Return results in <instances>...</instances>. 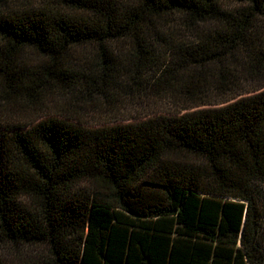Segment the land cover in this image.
<instances>
[{
	"label": "trees",
	"instance_id": "obj_1",
	"mask_svg": "<svg viewBox=\"0 0 264 264\" xmlns=\"http://www.w3.org/2000/svg\"><path fill=\"white\" fill-rule=\"evenodd\" d=\"M44 2L0 0V264H264V0ZM186 79L226 95L127 124L20 121L52 90L109 102Z\"/></svg>",
	"mask_w": 264,
	"mask_h": 264
},
{
	"label": "rangeland",
	"instance_id": "obj_2",
	"mask_svg": "<svg viewBox=\"0 0 264 264\" xmlns=\"http://www.w3.org/2000/svg\"><path fill=\"white\" fill-rule=\"evenodd\" d=\"M54 1L56 0H45L44 3L52 5ZM118 45L115 55L118 57V60L125 63L127 51L130 49L129 42H121ZM94 53V50L89 47L78 49L76 52L78 64L75 65L78 73H82L83 71L89 72L91 71L90 69H93L92 61ZM37 62L38 60L33 56L31 63L34 65ZM123 63L118 62V65L123 66ZM234 73L237 74L232 75H236L239 80L248 78L249 80L244 82H252L251 85L256 84L259 79H250L251 74L249 75V72H236L235 70ZM174 85H176L175 81L155 86L154 89L151 88L149 90L147 96H139L135 92L131 96H128V94L121 95V92H119L121 90H118L116 94L108 96L109 102L103 101L99 96H89L86 92L80 93L75 90L69 94L56 89L50 92L45 101V106L41 110L27 109L26 114L20 121L22 123H29L34 120L40 121L50 116H59L89 126H98L106 123L109 125L127 124L144 120L149 117V113L181 115L192 110L188 108H195L196 105L198 106L203 103L205 105L200 108H210L216 106L226 95L221 89L211 86L207 87V91L205 90L203 96L192 99L189 93L191 83H189L188 79H186L185 84L183 83L184 86L175 87ZM251 85H244L239 90H248L251 88ZM5 112L4 118L0 116V123L5 121L7 115L11 117L14 114V111L10 110H6ZM40 250L39 248L38 251L40 252Z\"/></svg>",
	"mask_w": 264,
	"mask_h": 264
}]
</instances>
